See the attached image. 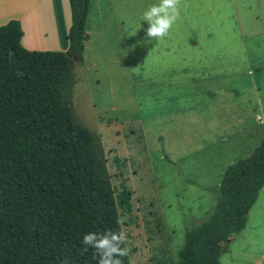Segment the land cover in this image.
I'll list each match as a JSON object with an SVG mask.
<instances>
[{
	"label": "rangeland",
	"instance_id": "374dc122",
	"mask_svg": "<svg viewBox=\"0 0 264 264\" xmlns=\"http://www.w3.org/2000/svg\"><path fill=\"white\" fill-rule=\"evenodd\" d=\"M157 3L95 0L74 69L75 120L99 135L116 197L132 193L130 264H177L227 168L264 142V0H182L169 35L144 44ZM220 262L264 264V187Z\"/></svg>",
	"mask_w": 264,
	"mask_h": 264
},
{
	"label": "trees",
	"instance_id": "16d2710c",
	"mask_svg": "<svg viewBox=\"0 0 264 264\" xmlns=\"http://www.w3.org/2000/svg\"><path fill=\"white\" fill-rule=\"evenodd\" d=\"M69 3L65 52L29 51L19 21L0 26V264H97L83 236L119 231V209L131 208L127 188L114 193L99 135L74 117L91 0ZM263 187L264 142L227 168L209 219L187 231L177 264H221L222 244L245 229ZM121 259L130 264L129 253Z\"/></svg>",
	"mask_w": 264,
	"mask_h": 264
},
{
	"label": "crops",
	"instance_id": "0c3cea01",
	"mask_svg": "<svg viewBox=\"0 0 264 264\" xmlns=\"http://www.w3.org/2000/svg\"><path fill=\"white\" fill-rule=\"evenodd\" d=\"M100 2V0H96ZM95 0H91V7ZM87 34L90 40V17ZM19 21L23 30L22 46L29 51L65 52L72 24L69 0H0V26ZM85 43V47H86Z\"/></svg>",
	"mask_w": 264,
	"mask_h": 264
},
{
	"label": "clouds",
	"instance_id": "9594fccd",
	"mask_svg": "<svg viewBox=\"0 0 264 264\" xmlns=\"http://www.w3.org/2000/svg\"><path fill=\"white\" fill-rule=\"evenodd\" d=\"M182 0H159V3L150 5L143 12L142 21L147 22L144 44L154 41L160 42L167 37L170 30L180 19ZM257 123L264 124V107L254 115ZM127 236L123 228L119 231L107 230L103 232L86 233L81 244L85 252L94 250V259L97 264H123L122 257L128 255ZM62 264H67L63 261Z\"/></svg>",
	"mask_w": 264,
	"mask_h": 264
}]
</instances>
